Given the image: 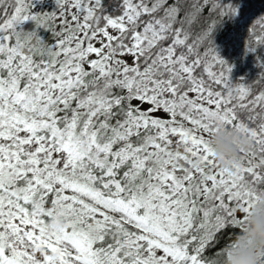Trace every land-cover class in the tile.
<instances>
[{
    "label": "snow or ice",
    "instance_id": "obj_1",
    "mask_svg": "<svg viewBox=\"0 0 264 264\" xmlns=\"http://www.w3.org/2000/svg\"><path fill=\"white\" fill-rule=\"evenodd\" d=\"M55 2L0 0V264H222L264 200V87L231 83L214 42L213 17L243 8ZM251 25L246 55L264 49ZM220 128L253 145L233 173L208 143Z\"/></svg>",
    "mask_w": 264,
    "mask_h": 264
},
{
    "label": "clouds",
    "instance_id": "obj_2",
    "mask_svg": "<svg viewBox=\"0 0 264 264\" xmlns=\"http://www.w3.org/2000/svg\"><path fill=\"white\" fill-rule=\"evenodd\" d=\"M262 22L264 15L254 19L251 27ZM207 139L218 170L226 173L235 172L241 155L253 147L251 139L242 130L220 128ZM49 227L60 230L64 226L55 223ZM222 264H264V200L257 202L247 215L242 230L225 250Z\"/></svg>",
    "mask_w": 264,
    "mask_h": 264
},
{
    "label": "trees",
    "instance_id": "obj_3",
    "mask_svg": "<svg viewBox=\"0 0 264 264\" xmlns=\"http://www.w3.org/2000/svg\"><path fill=\"white\" fill-rule=\"evenodd\" d=\"M224 3L236 4L238 8H243V19L240 15L235 19L225 17H213L216 20L218 28L214 35V42L217 46L220 56L232 65L233 71L230 74V82L235 84L241 80L251 83L255 89L264 87L259 83V74L262 71L257 65L261 57H264V49L257 50L255 53L245 54V45L248 42V28L254 19L264 15V0H223ZM246 4V6H245ZM31 22L26 23L24 29L32 30ZM259 29L257 32L259 33ZM256 47V45H253ZM228 229L222 232L218 237V243L209 249L208 255L211 256L218 248H222L229 241V236L234 232ZM234 235H231V239ZM221 259L222 258H218Z\"/></svg>",
    "mask_w": 264,
    "mask_h": 264
},
{
    "label": "rangeland",
    "instance_id": "obj_4",
    "mask_svg": "<svg viewBox=\"0 0 264 264\" xmlns=\"http://www.w3.org/2000/svg\"><path fill=\"white\" fill-rule=\"evenodd\" d=\"M57 10L55 0H34V11L39 13L54 12ZM29 23V22H28Z\"/></svg>",
    "mask_w": 264,
    "mask_h": 264
}]
</instances>
